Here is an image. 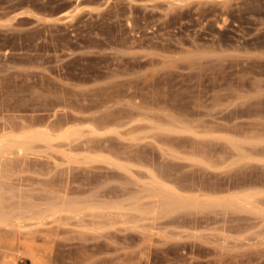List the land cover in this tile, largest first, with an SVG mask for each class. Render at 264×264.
Segmentation results:
<instances>
[{"label": "rangeland", "instance_id": "obj_1", "mask_svg": "<svg viewBox=\"0 0 264 264\" xmlns=\"http://www.w3.org/2000/svg\"><path fill=\"white\" fill-rule=\"evenodd\" d=\"M0 145V264H264V0H0Z\"/></svg>", "mask_w": 264, "mask_h": 264}, {"label": "bare ground", "instance_id": "obj_2", "mask_svg": "<svg viewBox=\"0 0 264 264\" xmlns=\"http://www.w3.org/2000/svg\"><path fill=\"white\" fill-rule=\"evenodd\" d=\"M74 131V130H73ZM75 132V131H74ZM73 133V132H72ZM27 136V135H26ZM23 137V136H21ZM19 137V139H21ZM26 138V137H25ZM4 140V139H3ZM6 140V139H5ZM13 140V139H12ZM11 140V141H12ZM18 140V139H16ZM15 141H12V143H16ZM28 140V139H27ZM19 141V140H18ZM17 141V142H18ZM7 142V141H6ZM4 142V143H6ZM10 142V141H8ZM21 142V140L19 141ZM11 143V142H10ZM9 144V143H8ZM27 144V143H26ZM29 144V143H28ZM27 144V146H28ZM13 145V144H12ZM1 146V145H0ZM7 146V144H6ZM17 146V145H16ZM26 146V145H25ZM3 147V146H2ZM5 147V146H4ZM20 147V145H19ZM24 147V146H23ZM9 148V147H8ZM5 150V149H4ZM8 150V149H7ZM26 150V149H25ZM24 151V150H23ZM3 163V162H2ZM2 165V164H1ZM238 192V190H237ZM3 193V192H2ZM1 193V194H2ZM231 193V192H230ZM234 193V192H232ZM225 194V193H224ZM143 196V195H142ZM148 198L151 199V202L145 203L146 205L144 206H137L134 207V212L137 211L141 215H152L154 217H166L173 215L175 213H178L180 211H187L189 214H200V213H216L219 210H223L224 212L229 211V210H235L237 212L243 211L248 208H256L254 207V196L251 194H239V193H234V194H228V195H214V194H209V193H192V194H185L183 192H177L175 190L170 191L168 190H162V191H153L148 194ZM136 200V198H134ZM134 200V202H135ZM141 200V199H139ZM73 201V200H72ZM60 203V202H59ZM131 203V202H130ZM136 203V202H135ZM3 204V203H2ZM8 204V203H7ZM28 204V203H27ZM65 205H62L63 207H52L53 212H58L61 213L60 211H64L67 214L75 215L77 216V212L80 210L78 206H76L74 203H64ZM47 205V204H46ZM60 205V204H59ZM51 206V205H50ZM257 206V205H256ZM7 207V206H6ZM26 207V206H25ZM259 207V206H257ZM50 208V207H49ZM260 208V207H259ZM10 210V208H8ZM2 207H0V222L4 224H13V220L16 217L15 212L13 211V208L8 211ZM31 210V209H30ZM129 210V209H127ZM257 210V209H256ZM43 211V210H42ZM45 211H48L47 209ZM231 211V212H232ZM255 211V210H254ZM252 211V212H254ZM262 215H264V209L259 210ZM31 212V211H30ZM36 212V211H35ZM33 212V213H35ZM221 212V211H220ZM246 212V211H245ZM259 212V214H260ZM28 213V210H27ZM39 213V212H38ZM111 212H107L106 214L110 216ZM32 214V213H31ZM99 214V213H98ZM30 215V214H29ZM33 215V214H32ZM31 215V216H32ZM37 215V214H36ZM112 215V214H111ZM41 216V215H40ZM66 217V216H65ZM196 217V216H195ZM127 218V217H126ZM134 218V217H133ZM17 219V217H16ZM140 219V218H139ZM138 219V220H139ZM18 220V219H17ZM41 220V218H40ZM43 220V219H42ZM133 221V220H132ZM104 222V221H103ZM140 222V220H139ZM39 223V222H38ZM19 224V222H18ZM82 224V223H81ZM89 224V223H88ZM140 224V223H139ZM138 224V225H139ZM44 225V222H43ZM107 225V223H106ZM111 226V225H109ZM83 227V226H82ZM133 227V226H132ZM129 228V227H128ZM91 230V229H90ZM89 230V232H90ZM92 231L95 232V230L92 229ZM49 239V238H48ZM29 240V239H27ZM26 240V241H27ZM32 241V240H30ZM31 246V245H30ZM39 246V245H38ZM32 247V246H31ZM46 247V246H45ZM26 248V247H25ZM27 249V248H26ZM36 249V248H35ZM35 249L27 250V254L32 260L33 264H40L42 260H39L42 258L39 256V252L36 251ZM50 249V248H49ZM149 249V248H148ZM162 250V249H161ZM26 251V250H24ZM49 254V253H48ZM38 255V256H37ZM50 255V254H49ZM52 258V257H51ZM44 259V258H43ZM46 259H44L45 261ZM43 262V261H42Z\"/></svg>", "mask_w": 264, "mask_h": 264}]
</instances>
